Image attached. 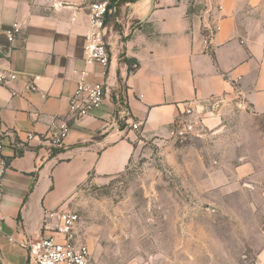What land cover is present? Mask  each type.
I'll use <instances>...</instances> for the list:
<instances>
[{
	"label": "crops",
	"instance_id": "obj_1",
	"mask_svg": "<svg viewBox=\"0 0 264 264\" xmlns=\"http://www.w3.org/2000/svg\"><path fill=\"white\" fill-rule=\"evenodd\" d=\"M92 1L0 0V74L14 75L0 84V264H30L22 244L44 235V211L65 207L86 181L126 169L136 130L116 122L119 90L142 136L171 134L186 101L203 103L210 129L229 118L246 122L239 136L255 137L254 155L233 166L237 181L213 173L210 189L243 188L241 179L256 181L254 169L264 168V0H214L221 9L211 15L205 0L119 4L106 16L108 65L86 67L90 81L106 85V98L74 120L69 101L85 67ZM212 19L219 28L205 43ZM62 123L67 134L52 145ZM248 246L257 248L252 264H264V229Z\"/></svg>",
	"mask_w": 264,
	"mask_h": 264
},
{
	"label": "rangeland",
	"instance_id": "obj_2",
	"mask_svg": "<svg viewBox=\"0 0 264 264\" xmlns=\"http://www.w3.org/2000/svg\"><path fill=\"white\" fill-rule=\"evenodd\" d=\"M245 124L229 118L183 136L136 130L126 169L86 181L65 206L80 216L96 264H252L249 240L264 229V168L227 193L206 183L213 173L237 181L233 166L254 155L255 137L239 136Z\"/></svg>",
	"mask_w": 264,
	"mask_h": 264
},
{
	"label": "built area",
	"instance_id": "obj_3",
	"mask_svg": "<svg viewBox=\"0 0 264 264\" xmlns=\"http://www.w3.org/2000/svg\"><path fill=\"white\" fill-rule=\"evenodd\" d=\"M114 3V2H113ZM202 10L211 15L213 11L220 10L221 5L214 0L202 2ZM116 5L112 0H95L88 5V30L85 34L84 43V63L85 67L77 71L75 89L69 101V114L72 119L77 120L89 115L94 110L101 107L107 95V87L104 83L89 80V71L86 68L94 64L106 67L109 63V48L105 39L106 16L115 11ZM213 21H205L204 27L207 33L204 42L209 43L213 34L218 30L219 25ZM19 30L17 23L13 24L8 36L13 38L15 32ZM14 78L13 74H0V84ZM30 88L34 89L33 85ZM14 94V91H12ZM116 103L115 119L118 123H124L131 129L137 130L139 122L130 118L129 112L118 100V95H114ZM124 102V101H123ZM203 103L186 101L180 111L178 120L174 122L175 130L171 133L179 136L201 135L205 128L201 112ZM68 125L62 123L58 133L51 135L50 143L60 145L66 136ZM31 132L26 133L27 138H32ZM2 142L0 139V151ZM1 172V171H0ZM3 194L0 191V200ZM80 216L76 211L66 207H57L44 211L41 229L44 233L38 239L23 243L27 249L30 264H96L88 245L84 242L79 231ZM1 228V220H0Z\"/></svg>",
	"mask_w": 264,
	"mask_h": 264
},
{
	"label": "trees",
	"instance_id": "obj_4",
	"mask_svg": "<svg viewBox=\"0 0 264 264\" xmlns=\"http://www.w3.org/2000/svg\"><path fill=\"white\" fill-rule=\"evenodd\" d=\"M132 1H134V0H112V4H115L116 7H117V6H118L119 4H121V3L132 2ZM113 2H114V3H113ZM122 59L125 60L127 63H129V61H130V60L124 58V57H122ZM120 87H121V86H120ZM117 95H118V100H119V102H120L122 105H123V103H124V105H125V102H123V101H124V96H123L122 91L119 90L118 93H117ZM125 107H126V106H125ZM124 126H125L124 123L119 124V127H120V128H124Z\"/></svg>",
	"mask_w": 264,
	"mask_h": 264
},
{
	"label": "water",
	"instance_id": "obj_5",
	"mask_svg": "<svg viewBox=\"0 0 264 264\" xmlns=\"http://www.w3.org/2000/svg\"><path fill=\"white\" fill-rule=\"evenodd\" d=\"M217 110H218V106L216 107L215 112H217Z\"/></svg>",
	"mask_w": 264,
	"mask_h": 264
}]
</instances>
